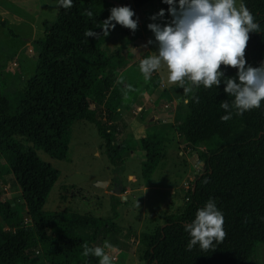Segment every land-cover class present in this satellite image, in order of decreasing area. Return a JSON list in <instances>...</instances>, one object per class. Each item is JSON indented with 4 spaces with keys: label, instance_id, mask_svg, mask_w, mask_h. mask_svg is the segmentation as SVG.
I'll use <instances>...</instances> for the list:
<instances>
[{
    "label": "trees",
    "instance_id": "16d2710c",
    "mask_svg": "<svg viewBox=\"0 0 264 264\" xmlns=\"http://www.w3.org/2000/svg\"><path fill=\"white\" fill-rule=\"evenodd\" d=\"M154 1L165 9L168 21V5L161 0H131L127 6L134 10L135 19L137 10ZM106 2L72 0L69 8L59 6L55 22L45 26L43 37L35 42V70L21 90L9 89V75L3 76L0 69V158L20 190L28 218L25 221L21 212L10 207L0 208V264H32L30 255L36 248L42 264H99V258L83 254V246H102L116 230L121 197L115 194L110 195L111 215L106 218L87 217L82 222L80 215L66 211L44 213L59 173L37 155L41 152L52 159L60 151L66 124H92L112 180L119 185L130 146L116 143V126L101 115L106 111L115 122L122 96L113 91V84L127 64L124 47L108 56L96 43L97 37L85 36L90 28L97 34L101 31L97 25L105 19L100 7ZM244 3L262 31L249 33L244 52L246 64L257 67L264 61V0ZM0 25L7 29L6 22ZM221 69L226 76L236 75L235 67L221 65ZM223 88V83L211 88L192 86L191 92L179 87L188 102H182L176 131L198 149L203 171L195 178L179 216H167L162 226L140 233L144 264H250L257 245H264V100L259 108L233 113L224 121L221 116L226 113L220 104L231 102L232 97ZM193 96L199 97L198 103ZM210 197L223 213L225 236L214 241L213 248L189 249L184 226ZM85 229L91 233L79 238Z\"/></svg>",
    "mask_w": 264,
    "mask_h": 264
},
{
    "label": "rangeland",
    "instance_id": "374dc122",
    "mask_svg": "<svg viewBox=\"0 0 264 264\" xmlns=\"http://www.w3.org/2000/svg\"><path fill=\"white\" fill-rule=\"evenodd\" d=\"M239 3L240 0H236L237 6ZM129 4L132 5L131 0H107L100 7V11L106 19L112 7ZM31 5L35 7L31 8ZM59 6V0H45V3L30 0L26 7L14 11H20L19 14H22L23 10L35 13L37 9L39 13L33 14L31 24L35 25L34 37L40 39L43 37L41 33L45 32L44 27H49L55 22ZM8 7L14 9L11 5ZM160 9V2L154 1L136 11L137 28L134 31L126 27L122 29L117 24L106 37L100 31L96 40L108 56H115L118 49L124 47L123 53L127 63L118 71L113 84V91H120L122 96L115 122L110 121L106 111L101 115L104 121H109L110 126H116V143L127 142L130 146L129 152L124 154L119 185L112 180V171L100 147L101 139L92 124H66L62 147L52 159L37 152L42 161L59 173L58 180L43 207L44 213L66 211L80 215L82 222H85L87 217L106 218L111 215L110 195L121 197L120 206L117 208L118 217L115 220L120 231L109 234L102 243V246L105 242L111 245L105 248L110 257L115 251L114 255L119 261L117 258L116 261L112 259L113 264H123L125 261V264H144L138 258L142 251V245L139 243L140 233L147 228L162 226L167 216H179L195 178L203 171L202 163L198 162V149L186 144L177 134L176 128L185 98L177 85L170 87L166 66L162 65L160 68L164 81L160 83L159 89H154L155 84L160 81L156 70L148 80H145L139 71L141 59L153 54L156 49L153 33L147 25L167 22L166 14L163 18L150 19ZM7 29L23 39L28 34L32 35L28 24L20 28L8 25ZM130 34L137 35V39L132 40ZM34 48L36 44L31 60H25L26 68L16 69L18 75L13 71H1L3 76L10 75L9 89L21 90L25 80L33 76L37 59V51ZM5 52L0 50V67H5L8 63ZM121 77L123 79H120ZM168 85L171 100L163 92ZM0 171V186L3 191L0 208L10 207L21 212L28 222L20 190L8 174V168L1 158ZM102 182L104 184H101ZM90 233L87 229L80 230L78 237L82 238ZM38 251L40 249L36 248L31 252L32 264H42L41 258L37 257ZM120 252L129 253L133 258L119 254ZM79 260L84 263L85 257L81 255ZM250 264H264V245H257L256 258Z\"/></svg>",
    "mask_w": 264,
    "mask_h": 264
},
{
    "label": "clouds",
    "instance_id": "9594fccd",
    "mask_svg": "<svg viewBox=\"0 0 264 264\" xmlns=\"http://www.w3.org/2000/svg\"><path fill=\"white\" fill-rule=\"evenodd\" d=\"M161 2L168 5L170 19L163 24L154 22L147 25L153 33L156 49L140 61L139 71L145 80L163 65L168 71V81L185 92H191L192 86L211 88L223 83V91L232 97L231 102L223 100L220 104L226 113L221 116L224 121L231 119L233 113L242 115L245 111L259 108L264 100V61L257 67L247 65L244 52L249 33L262 31L244 0H240L239 6L236 0ZM59 3L61 7L69 8L72 0H59ZM164 14L165 9L161 8L150 19L163 18ZM134 15V10L127 5L115 6L97 26L104 37L117 24L134 31L137 28ZM85 36L97 37L98 34L90 28ZM221 65L235 67L236 75L226 76ZM192 99L199 102L198 96ZM223 224V213L215 198L210 197L197 209L194 219L184 226L190 237L187 247L213 248V242L221 241L225 236ZM106 247L111 245L107 242L103 246L85 244L83 254L99 258V264H113Z\"/></svg>",
    "mask_w": 264,
    "mask_h": 264
},
{
    "label": "crops",
    "instance_id": "0c3cea01",
    "mask_svg": "<svg viewBox=\"0 0 264 264\" xmlns=\"http://www.w3.org/2000/svg\"><path fill=\"white\" fill-rule=\"evenodd\" d=\"M31 1H38L39 3H45V0H31ZM29 2H30V0H21V1L20 0H0V22H2V21L6 22L7 26L9 25L12 28L13 27L20 28L23 25L28 24L30 30L32 31V35L28 34L25 39H23L22 37L19 38L16 33H13L14 36H16L15 38H13L8 34L6 29L4 27H1V25H0V50H2L4 52L6 50V52L8 53L7 54L5 52L6 53V59H7L8 63L5 67L4 66L0 67V69L2 71H6V70L13 71V72H15V74L18 75V73H16V71H17L16 69H21V68L25 69L26 68L25 60H27V59L31 60L32 55H34V53H35V51L33 52V47L35 46L36 40H38L39 38L36 36L34 37V35L36 34L35 33V25H34V23L31 24V20L34 18L33 14H38L39 12L37 11V9H36L35 13L34 12L33 13H31V12L27 13L23 10L22 14H19L20 11L19 12L14 11L15 9L20 10V7H23V8L26 7ZM128 3H130V2H128ZM9 5H11L12 8H14V9H9V7H8ZM32 7H35V6L31 5V8ZM36 8H38V7H36ZM43 35H44V32L41 33V36H43ZM129 37L132 40L137 39V35L133 36V34H130ZM34 49H36V48H34ZM13 65H16V66L13 67ZM156 72L158 74V79L160 81H158V83L155 84L154 89H159L160 83H162L164 81L163 73H162L161 69L156 70ZM173 86H175V84L170 83V87L172 88ZM169 89L170 88L168 85L167 87L164 88L163 92H167L168 95L172 99V95H171ZM153 118L154 117H152V119ZM119 229H120V227L117 225L116 230L114 232L116 233V232L120 231ZM142 251L138 254L139 259L142 256V253H143ZM114 253H115V251H113L111 253L112 254L111 257L113 260L116 261L118 258L114 255ZM119 254H126L129 257L133 258V256H131L129 253H126V252H120ZM118 261H119V259H118ZM125 262L123 264H125Z\"/></svg>",
    "mask_w": 264,
    "mask_h": 264
},
{
    "label": "bare ground",
    "instance_id": "6f19581e",
    "mask_svg": "<svg viewBox=\"0 0 264 264\" xmlns=\"http://www.w3.org/2000/svg\"><path fill=\"white\" fill-rule=\"evenodd\" d=\"M101 184H104L103 182Z\"/></svg>",
    "mask_w": 264,
    "mask_h": 264
}]
</instances>
